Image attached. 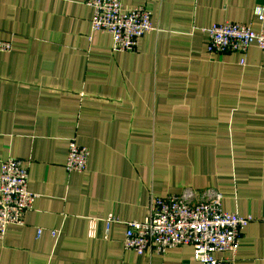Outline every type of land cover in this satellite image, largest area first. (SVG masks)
<instances>
[{
	"label": "crops",
	"instance_id": "obj_1",
	"mask_svg": "<svg viewBox=\"0 0 264 264\" xmlns=\"http://www.w3.org/2000/svg\"><path fill=\"white\" fill-rule=\"evenodd\" d=\"M121 1L145 6L157 28L133 51L92 30L85 0H0L11 44L0 51V163L23 160L37 194L0 239V264H201L188 245H123L125 221L184 188L214 190L223 211L255 219L225 264H264V53L211 54L202 31H264V0ZM70 141L89 151L83 172L66 170Z\"/></svg>",
	"mask_w": 264,
	"mask_h": 264
},
{
	"label": "built area",
	"instance_id": "obj_2",
	"mask_svg": "<svg viewBox=\"0 0 264 264\" xmlns=\"http://www.w3.org/2000/svg\"><path fill=\"white\" fill-rule=\"evenodd\" d=\"M85 2L93 8L92 30L109 33L114 51H133L145 33L157 30L150 11L143 5L124 8L121 0ZM263 11H256L261 20ZM202 31L211 54L244 55L252 44L264 53V31H254L249 25L215 23ZM10 49V42L0 40V51ZM88 156L86 147L70 141L66 170L85 171ZM28 180V168L23 160L10 157L0 163V239H4L10 225H22L25 214L33 207L37 194L29 191ZM253 221L252 216L223 211L221 195L214 190L198 192L184 188L178 194L152 196L143 221H125L123 245L125 250L138 255H163L175 247L188 245L193 247L194 260L201 264H225L234 260L242 230ZM106 222L109 225L118 220L110 217ZM51 235L56 236L57 231L52 230ZM216 252H227L229 257L216 258Z\"/></svg>",
	"mask_w": 264,
	"mask_h": 264
}]
</instances>
